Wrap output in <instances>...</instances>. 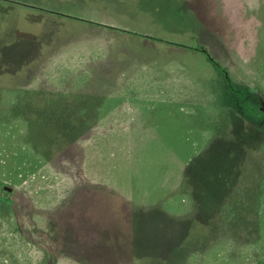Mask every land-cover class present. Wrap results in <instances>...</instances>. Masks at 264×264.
I'll use <instances>...</instances> for the list:
<instances>
[{
  "label": "rangeland",
  "instance_id": "rangeland-1",
  "mask_svg": "<svg viewBox=\"0 0 264 264\" xmlns=\"http://www.w3.org/2000/svg\"><path fill=\"white\" fill-rule=\"evenodd\" d=\"M79 2L0 0L5 248L138 264L149 219L146 264H264V122L196 49L264 105V0Z\"/></svg>",
  "mask_w": 264,
  "mask_h": 264
},
{
  "label": "trees",
  "instance_id": "trees-1",
  "mask_svg": "<svg viewBox=\"0 0 264 264\" xmlns=\"http://www.w3.org/2000/svg\"><path fill=\"white\" fill-rule=\"evenodd\" d=\"M198 51L205 54L207 59L213 64V66L217 69L219 74L223 77L226 82V88L231 95L232 104L239 109L241 114L254 123H262L264 122V105L260 98V96L256 93H252L247 87L236 84L230 79L229 72L227 68L219 62L207 49L204 48H196ZM2 152V150H0ZM1 158V156H0ZM8 192L4 191L2 193L3 198H8ZM3 216L0 214V264H25V262L20 263V254L9 251L4 246V241L11 237L12 241H16L17 238L20 240H26L21 232V229L16 222L15 216L7 217L6 220H3ZM145 219V218H144ZM143 229H145V233H141V231H137L134 235V243H133V259L138 264H146V260L150 259L152 256L161 253L165 245H159L160 247L149 246V241L147 239V235L150 232L147 231L149 226V219H145ZM1 230H4L1 232ZM10 235V236H9ZM151 238L155 235V233H150ZM47 257V251L42 252L41 257L35 261L36 264H44ZM26 262H31L32 260L28 259ZM23 261V260H22Z\"/></svg>",
  "mask_w": 264,
  "mask_h": 264
},
{
  "label": "crops",
  "instance_id": "crops-1",
  "mask_svg": "<svg viewBox=\"0 0 264 264\" xmlns=\"http://www.w3.org/2000/svg\"><path fill=\"white\" fill-rule=\"evenodd\" d=\"M97 2L99 4H97ZM78 4L79 6H82V8L85 7L90 10H92L93 8H97L98 7L97 5H99V7H106V8L111 7L109 0H80Z\"/></svg>",
  "mask_w": 264,
  "mask_h": 264
},
{
  "label": "water",
  "instance_id": "water-1",
  "mask_svg": "<svg viewBox=\"0 0 264 264\" xmlns=\"http://www.w3.org/2000/svg\"><path fill=\"white\" fill-rule=\"evenodd\" d=\"M6 188L11 189L10 187H6Z\"/></svg>",
  "mask_w": 264,
  "mask_h": 264
}]
</instances>
